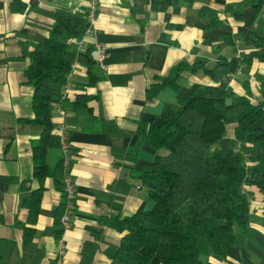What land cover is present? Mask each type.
Wrapping results in <instances>:
<instances>
[{
    "label": "crops",
    "instance_id": "obj_1",
    "mask_svg": "<svg viewBox=\"0 0 264 264\" xmlns=\"http://www.w3.org/2000/svg\"><path fill=\"white\" fill-rule=\"evenodd\" d=\"M91 2L95 19L90 31L68 40L76 59L58 101L61 111L54 107L52 114L54 132L61 122L68 131L76 184L60 264H110L122 236L110 218L152 206V181L141 171L156 151L141 141L139 125L164 103H182L195 85L215 82L203 70L185 68L176 87L164 85L152 94L179 62L235 56L239 66L224 76L228 87L264 100V55L248 56L254 48L250 32L264 34V0H0V264L57 262L62 189L51 169L62 151L59 144L48 148L50 171L43 178L34 175L32 145L42 126L32 120L34 88L25 69L29 52L47 38L57 14L86 16ZM236 3L241 18L232 13ZM211 12L216 18L208 28ZM95 42L105 47L104 67ZM81 94L87 96L84 106L75 103ZM257 124L264 127V116ZM244 188L250 197L247 228L236 226L223 254H200L197 264H264V193L253 180ZM36 192L38 210L31 216L27 202ZM151 264L163 263L154 256Z\"/></svg>",
    "mask_w": 264,
    "mask_h": 264
},
{
    "label": "trees",
    "instance_id": "obj_2",
    "mask_svg": "<svg viewBox=\"0 0 264 264\" xmlns=\"http://www.w3.org/2000/svg\"><path fill=\"white\" fill-rule=\"evenodd\" d=\"M232 13L242 17L241 3L232 7ZM215 18L211 12L206 27L211 28ZM88 24L85 15L59 13L47 38L29 52L25 74L34 88L32 120L42 126L32 145L33 172L38 178L50 171L47 149L59 144L52 114L76 59L68 40L81 37ZM249 35L254 48L248 56H263L264 34L251 31ZM238 66L235 56L220 55L212 62L197 57L191 64L179 62L152 87V94L164 85L176 87L185 68L203 70L215 81L195 85L182 103H164L148 123L139 125L141 141L156 151L141 171L152 181L149 197L153 204L110 218V225L122 232L110 264H151L154 256L163 264H197L200 254H223L226 242L235 237L236 226L247 228L250 197L244 184L253 180L264 193V127L257 124L264 116V100L252 101L250 95L228 87L224 76ZM86 101L87 96L81 94L75 103L84 106ZM227 135L226 143L220 144ZM160 148L165 152H157ZM51 171L62 189L61 160ZM38 198L36 192L27 202L31 216L37 213ZM61 208L62 201L57 222Z\"/></svg>",
    "mask_w": 264,
    "mask_h": 264
},
{
    "label": "built area",
    "instance_id": "obj_3",
    "mask_svg": "<svg viewBox=\"0 0 264 264\" xmlns=\"http://www.w3.org/2000/svg\"><path fill=\"white\" fill-rule=\"evenodd\" d=\"M95 4L91 2L88 6L86 19L88 20L89 24L87 25L85 32L90 31L91 24L95 19ZM75 37H72L73 39ZM94 49L97 54V60L104 67V58L106 56V50L102 43L95 42ZM70 73V72H69ZM68 73V75H69ZM67 75V77H68ZM56 110L61 111V107L58 103L55 106ZM58 135H59V146L62 151L61 155V165L63 171V188H62V208L59 215V230L57 231V238H56V252H55V259L56 264H60L63 254L66 250V241L64 237V231L70 226V217L75 205V198H76V184L70 172L71 168V156H72V145L69 140L68 131L65 128L63 122L60 123L58 127Z\"/></svg>",
    "mask_w": 264,
    "mask_h": 264
},
{
    "label": "rangeland",
    "instance_id": "obj_4",
    "mask_svg": "<svg viewBox=\"0 0 264 264\" xmlns=\"http://www.w3.org/2000/svg\"><path fill=\"white\" fill-rule=\"evenodd\" d=\"M230 127H231V125L229 124V125H228V129H229Z\"/></svg>",
    "mask_w": 264,
    "mask_h": 264
}]
</instances>
